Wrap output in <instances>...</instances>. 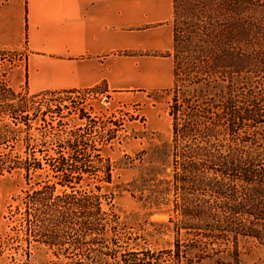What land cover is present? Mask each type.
Segmentation results:
<instances>
[{
	"label": "rangeland",
	"instance_id": "obj_1",
	"mask_svg": "<svg viewBox=\"0 0 264 264\" xmlns=\"http://www.w3.org/2000/svg\"><path fill=\"white\" fill-rule=\"evenodd\" d=\"M125 1L131 2V7H126L129 14L120 13L117 7L116 58H111L115 79L110 84L32 92L27 86V0H0V126L7 131L4 139L14 145L26 140L43 143L42 154L49 155L54 154L55 142H85L88 147L83 146L79 152L89 156L85 163L94 173L85 178L90 185L83 188L105 184L101 181L102 166L108 160L123 166L111 172V185L123 189L113 199L112 207L120 214L114 221L115 234L92 240L90 235L80 236L75 230L71 239H81L79 249L68 243L47 247L30 241L29 236L30 260L20 254L25 242L14 236L17 231L19 237L23 235L21 226L9 230L17 214L8 215V209L28 186L22 178L0 177V213L7 216L3 221L11 222L4 229L13 236L0 238V264H120L117 259L130 257L128 252H136L131 258L138 259L139 264H264V235L256 239L240 234L246 230L264 232V220L247 214H236L231 219L230 215H221V227L230 229L210 239L201 229L179 230L178 223L182 219L180 209L193 210V206L205 204L208 208L215 200L212 194L189 185L175 190L172 182L170 187L162 185L167 187L159 200L147 189L138 191L144 186L139 173L153 163L163 165L170 178L174 160H178L177 166L184 162L179 155L206 163L210 157L227 162L242 152L256 157L254 170L263 179L251 183L233 180L237 197L239 201H264L259 194V189H264V0ZM174 58L180 64L177 87L188 99L187 103L179 99L184 113L177 121L178 131L184 129L180 128L182 124L189 123L192 131L185 137L172 129ZM226 58L245 69L232 72L235 66L226 64L215 68L216 73L211 72L213 62H224ZM198 89L205 98L197 96ZM248 97L259 101L256 124L243 121L234 135H207L213 124L217 129L227 122L219 108L229 98L237 110H242L251 108L243 101ZM19 107L23 111L12 115L11 111ZM164 145L169 149L165 157ZM3 147L0 154L9 151ZM15 148L11 154H21ZM177 171L180 177L186 174L180 167ZM195 174L198 176V170ZM206 174L212 173L201 167L199 176L204 182L208 181ZM164 177L167 179L158 178ZM224 199L219 202L229 201ZM108 207L103 205L104 209ZM210 219L208 216L204 224H210ZM185 221L192 224L197 218L186 216Z\"/></svg>",
	"mask_w": 264,
	"mask_h": 264
},
{
	"label": "trees",
	"instance_id": "obj_2",
	"mask_svg": "<svg viewBox=\"0 0 264 264\" xmlns=\"http://www.w3.org/2000/svg\"><path fill=\"white\" fill-rule=\"evenodd\" d=\"M226 64L235 66L232 72H239L245 69V66H242V64H237L229 58H226L224 62L223 60L213 62L211 72L216 73L215 68L221 67V65L226 67ZM179 69L180 64L178 58H174L172 70V90L174 91L170 114L174 120L173 131L176 135L185 137L184 135H189L192 130L188 122L181 125L180 128L184 126V129L179 130L180 132L177 129V121L182 118L184 113L183 110L180 109L179 99L185 103L188 101L177 87L178 80H180ZM96 87L97 86H94V88ZM229 88L230 87H227V90ZM196 93L201 99L205 98V94L202 90L198 89ZM228 94L229 96L233 95L230 91ZM243 101L249 102L247 104L251 105V108L237 110L234 101L232 98H229L226 105H222V107L219 108L220 113L223 114V116H227V122L223 124V127L221 125V128L219 127L217 129L213 128L215 125L213 124L209 131L206 132L207 135L213 138L220 132L234 135V133H237V130L241 129L243 121L248 120L256 124L257 116L260 115V108L257 104L259 101H257V98L249 97L245 98ZM16 111L21 112L23 109L22 107L16 108L11 111V114L15 115ZM14 118L16 117L12 119ZM6 133L7 131L4 129V126H0V146L3 145V148L9 149L8 152L0 154V177L9 175L10 177L15 176L17 178H22L28 187L23 191V196L15 199L17 203L14 207L8 209L9 216L15 213L17 214L12 220L14 221L13 225H10L11 222L9 221H3L2 219L7 216L0 213V238L13 237L10 235L9 231L4 229L6 226L10 225L9 230H15L17 226H21L19 231H22L23 235L19 237L17 231V234L14 236L15 239L25 242L21 245L22 253L20 254L24 256L26 260H30L32 255L31 240L42 243L47 247H59L68 243L72 247L79 249L82 245L81 239L74 241L71 239L75 230L80 232V236L90 235L92 240L94 238L106 236L107 234H115L117 224H115L116 222L114 223V221L119 219L120 214L115 212L112 207L113 199L117 191L123 189L120 188L118 184L111 185L113 183L111 172L113 168H115V170L123 168L122 165L118 166V162L115 161V164H112L108 160V162L102 166L103 174L101 181L105 184L91 185L92 187L83 188V185H90L86 183L85 178L94 173L87 169L89 166L85 163L89 156L79 152V149L83 146L88 147L85 142L78 139L67 140L63 143L55 142L52 144L54 147V154L49 155L45 153L42 154L43 150L41 147L44 145L43 143L31 144L26 140L24 143H17L16 145H14V143L9 144L7 140L4 139ZM15 146H17L18 152L21 151V154H11L12 152H10V150L16 149ZM92 149L94 148H91V150ZM174 151L176 158V150ZM36 152H39L40 156H36ZM168 153V145H164L162 155L165 157ZM237 155L236 158L229 157L227 162H222L221 160L220 162L219 158L210 157L206 163L193 160L192 156H188L190 158L187 161L186 158L188 157L179 155L184 162H179L180 166H177L178 160H174V173L170 178L168 174L164 172L163 165L158 166L153 163L149 168H144V170H148L149 172L141 170L139 173V178L141 182L144 183V186L138 191L143 192L144 189H147L149 194L154 195L153 198L155 200H159L160 194L164 193L166 187H170V182H172V186L175 190H184L183 186L189 185L193 189L209 192L215 197V200H213V204L208 208L205 207L207 206V204H205L193 206V210L187 208L179 210L182 219L179 220L178 229H201L204 231L203 233L207 238L216 239L218 235L216 233L226 230L225 227H228H221L219 223L221 215H224L226 218L230 215L231 219L236 214H247L256 219L264 220V201L258 203L250 198L239 201L237 193L235 192L236 190L233 188L235 185L232 184L233 180L251 183L255 179H263V175L258 174L256 170H254L256 157L250 155L244 156L242 152H239ZM179 167L183 173H186L183 175L184 177L178 176L179 172L177 169ZM201 167H205L206 172L212 173L210 176L206 174L208 178L206 182L200 179L199 171ZM197 170L198 176L195 174ZM83 174H85V176ZM159 176H166L167 179L165 177L158 178ZM163 184H167V186L162 187ZM259 191V194L264 198V189H259ZM224 198H228L229 201L227 203L219 202L225 200ZM157 204L156 202V204L153 205ZM103 205H108L109 207L104 209ZM174 208L177 210L175 204ZM186 216L187 218L196 217L197 222L192 224L187 223L189 220L185 221ZM208 216L213 219L208 221L210 224H204ZM111 222L115 225H112ZM123 223L125 225L129 224V222ZM229 223H231V221H229ZM229 229L230 227L227 228L226 231ZM233 230V233H238L236 227ZM240 234L260 239L263 237L264 232L261 230L259 233L253 230H246L240 232ZM29 236H31L32 239H30ZM175 246L177 247L176 244ZM128 253L133 255L136 252ZM131 255L130 257H122L120 260L117 259V261L120 264H139L138 259L131 258Z\"/></svg>",
	"mask_w": 264,
	"mask_h": 264
},
{
	"label": "crops",
	"instance_id": "obj_3",
	"mask_svg": "<svg viewBox=\"0 0 264 264\" xmlns=\"http://www.w3.org/2000/svg\"><path fill=\"white\" fill-rule=\"evenodd\" d=\"M128 6L125 0H27L28 89L110 84L115 79L111 58H116L117 7L129 14Z\"/></svg>",
	"mask_w": 264,
	"mask_h": 264
}]
</instances>
